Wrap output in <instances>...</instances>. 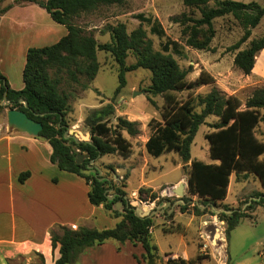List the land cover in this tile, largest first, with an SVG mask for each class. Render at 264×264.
I'll list each match as a JSON object with an SVG mask.
<instances>
[{"label":"trees","instance_id":"trees-1","mask_svg":"<svg viewBox=\"0 0 264 264\" xmlns=\"http://www.w3.org/2000/svg\"><path fill=\"white\" fill-rule=\"evenodd\" d=\"M1 1L0 20L14 6L36 4L45 9L56 24L66 27L67 34L51 46L28 50L23 72V90L11 89L0 70V112L20 110L42 123L43 130L39 137L51 145L52 163L61 171L77 175L87 182L91 205L103 206L111 217L121 218L115 227L104 230L88 227L73 230L60 225L53 228L52 248L60 246V258L55 264H76L85 250L108 241H116L121 245L127 242L134 246L141 245L144 253L141 259L135 256L138 262L157 264L160 259L159 248L151 239L154 218L138 217L131 205L123 213L114 209V205L127 196L124 189L128 174L122 178L121 186L114 185L104 176L84 174L91 161L104 156L118 155L123 159L132 156V144L124 133L131 138L140 136V124L116 115L114 101L127 85L126 74L139 69L149 70L152 74L147 92L154 97L164 98L160 121L151 119L148 123L151 135L145 144L146 151L156 158L175 152L184 162L191 163L186 167H189L188 194L198 199L194 210L200 213L212 208L222 209L218 216L226 223L227 239L241 220L252 219L248 210L232 208L223 202L227 198L233 174L236 175L237 182L247 181L251 175H255L264 189V136L260 138L257 135L259 126L264 123V87L256 88L244 107L239 98L223 94L216 87L204 96L198 95L196 98L189 97L186 101H180L174 93L216 82L205 70H202L195 81L187 80L193 68H181L173 56V53L182 54L181 44L167 40L161 44V50L157 51L142 26L129 33L124 23L108 26L111 41L101 44L93 34L74 23L75 19L102 7L123 6L127 0H16L4 8ZM180 1L185 7L200 13V18L186 13L173 18L182 27L185 45L197 51L213 50L211 43L216 35V19L231 15L239 23L243 35L230 47V51H238L234 58L235 67L244 75H250L257 55L264 49V36L252 40L246 49L240 48L249 41L252 30L264 17V6L255 1ZM138 18L150 25L152 35L165 37V31L157 19L143 15ZM99 51L109 53L117 64L119 84L114 99L111 103L92 109L85 118V125L91 134L88 142L66 139L65 135L71 126L69 116L74 113V108L70 102L71 93L63 90L62 85L69 82L81 86L83 91L88 90L101 67L98 61ZM130 54L135 56L136 62L129 65L127 59ZM5 94L9 102L7 106L2 105ZM150 102L155 105L153 100ZM197 107L201 108L200 112L196 111ZM210 116L217 117L218 121L211 125L213 131L207 133L205 138L209 142L211 159L218 163L192 159L191 154L195 137ZM81 155H87V158L79 164ZM109 170L114 171L111 166ZM28 175H21L20 181L23 182ZM150 192L153 193V202L158 200L156 203L159 205L161 201L158 194L143 187L139 190V194ZM110 196L114 199L109 200ZM254 198L256 199L248 209H254V205L264 206V192L257 193ZM183 200L182 210H187L192 199ZM202 259L201 256L188 261L170 258L167 264H198ZM228 261L231 262L230 257ZM36 264H45L42 255H39V263Z\"/></svg>","mask_w":264,"mask_h":264},{"label":"rangeland","instance_id":"rangeland-1","mask_svg":"<svg viewBox=\"0 0 264 264\" xmlns=\"http://www.w3.org/2000/svg\"><path fill=\"white\" fill-rule=\"evenodd\" d=\"M15 1L2 0L1 2H6L10 5ZM234 1H255L262 6L264 5V0ZM183 13L189 14L194 18H200V13L197 10L185 7L180 0H127L123 6L102 7L75 19L74 23L84 28L88 33L93 34L95 39L101 44L111 41L107 28L117 23L126 24L129 33L142 26L147 31L148 37L152 40L154 49L157 51L161 50V44L167 40L175 41L181 44L182 47V54L172 52L179 66L183 69L193 68L187 77L189 82L195 81L200 76L202 70L210 73L216 80L213 85H203L192 90L174 93L178 100L186 101L189 97L204 96L213 87H216L223 94L228 96L234 95L239 98L243 102L244 107L246 100L251 96L252 92L256 88L264 86H260L259 84L247 86L245 78L233 72L236 67L235 65L232 66L233 61L231 58L238 51H230V47L240 40L243 35V29L231 15L218 18L214 21L216 35L211 43L213 50L209 52L197 51L185 45L181 25L173 21V18H179ZM15 14L16 16L14 17L13 15L11 18L12 23L26 19L21 22L28 21L31 25L34 24L31 22L33 21L32 15L21 11L15 12ZM139 15L157 19L165 31V37L159 38L156 35H152L150 33V25L141 21L138 18ZM39 21L43 33L47 34L48 37L44 41V43H47L45 47L52 45L53 38L59 36L60 39L64 36V32H67L66 27L54 25L55 23L49 14L47 19L40 18ZM53 26H56L57 29ZM29 27L33 28L32 26ZM11 34L12 38L13 34H15L17 46L23 43L25 45L32 44L31 48H39L42 45L36 42L37 34L34 35L31 33V30L28 33V27L26 30L21 28L14 29L7 22L2 31L1 41L5 40L7 42ZM263 36L264 19L253 29L252 38L259 39ZM247 43L243 44L240 50L246 48ZM98 61L101 66L99 73L88 90L83 91L81 86L72 85L69 82L62 85L63 90L71 93L70 102L73 108L75 107L73 116H69L71 126L68 134L74 136L82 135L87 140L91 139V134L85 125V118L92 109L111 103L119 84L117 64L113 57L109 53L99 51ZM135 62V56L130 54L127 64L130 65ZM151 78V72L145 69L127 73V85L123 89L122 94L114 101L116 115L127 118L132 115L139 117L137 122L140 124L141 135L130 139L133 150L132 156L129 159H123L118 155L104 156L96 160L93 166H99L102 172L101 176L107 177L116 186H121L122 178L128 174V185L126 183L124 190L127 193L131 206L143 208L139 201L154 204L153 207L147 209L153 213L154 225L151 239L159 248L160 259L163 257L167 260L170 258L177 259L178 257L175 254H166L183 251V248L179 246L180 238L183 236L189 244L191 251H194L193 249L199 251L198 255L203 258L198 264H264V206L257 208V205H254V209L250 210L248 208L252 205V202L248 199L236 206L232 205L239 198L242 187L246 188L247 191L252 187L254 195L257 194V191L261 188V184L255 175L250 176L248 183L237 182L235 174L232 177L231 190L228 199L225 201V205L239 208L242 211L248 210L252 219L245 218L241 220L240 224L230 233L227 239L225 238L226 223L218 216L223 211L222 209L212 208L200 213L194 210V205L198 199L188 194L189 167H186L191 163L185 164L175 152L165 153L156 158L146 151L144 145L151 135L148 123L151 119L160 121L161 110L164 105V98L162 96L154 97L147 92L151 85ZM151 100L155 102V105L151 104ZM88 108L91 110L88 111ZM200 110V107L196 108L197 112H200ZM7 111L4 110L2 112L7 113ZM217 121V117L210 116L207 118L206 123L200 127L191 147L192 159L206 163L216 162L210 157L209 142L205 138V135L213 131L211 125ZM257 135L260 138L264 136V123L259 126ZM145 157L149 161V166H146ZM109 166L114 171L109 170ZM180 179H183V181L177 183ZM142 181H152L151 186H160L155 190L146 186L143 187L158 194L159 201H161L159 205L156 203L158 200L153 202V193L151 192L149 194H139L140 189L132 192L142 185ZM179 184H185L186 186L183 198L173 193V189ZM183 199H192V204L189 205L187 210H182ZM81 207H83L82 203ZM119 212L123 213V211ZM165 230H168V233H165ZM220 230L222 234L215 238L213 233L215 231L218 233ZM229 257L231 262L228 261ZM195 259L193 258L192 260ZM76 264L81 263L77 262ZM158 264L165 263L159 260Z\"/></svg>","mask_w":264,"mask_h":264},{"label":"crops","instance_id":"crops-1","mask_svg":"<svg viewBox=\"0 0 264 264\" xmlns=\"http://www.w3.org/2000/svg\"><path fill=\"white\" fill-rule=\"evenodd\" d=\"M8 5L6 2L1 4L3 8ZM19 11L32 15L33 21L31 22L34 24L31 25L28 21H25V24L22 23L26 19L12 23V16L15 17V12ZM40 18L47 19L48 13L36 4L14 7L1 17L0 70L11 89L15 91H21L25 86L23 72L26 66L27 52L32 44L25 45L22 43L17 46L15 34H13V38L11 34L7 42L5 40L1 41L2 31L7 22L14 29L26 30L28 27V33L31 30L34 35L37 34L36 42L42 44L39 45V48H43L47 44L44 41L48 37L42 31ZM54 25L57 26L58 24L55 23ZM29 26H32L34 30L32 31ZM56 26L53 27L56 28ZM66 34L67 32H64V36ZM252 37L253 30L247 47L255 39ZM60 39L59 36L53 38L51 44L57 43ZM235 55L231 58L233 61L232 66H234ZM233 72L245 78L247 86L255 84L264 86V49L257 55L250 75H244L237 68ZM90 110L88 108V111ZM138 118V116L132 115L128 119L137 122ZM124 134L127 139H131L126 133ZM52 153L53 149L46 140L10 129L7 113L0 112V264H36L39 263V255L44 257L45 264H55L60 258V246L56 249L52 248L51 230L53 228L60 225L73 230L79 227L104 230L115 227L121 220L120 218L111 217L103 206L95 207L91 205L88 198L90 187L87 182L77 175L61 171L56 164L52 163ZM145 161L146 166H149L146 157ZM26 173L29 174L28 177L21 182V175ZM249 180L250 177L243 182L248 183ZM182 181L183 179H180L177 183ZM151 183L152 181H142L143 186L141 185L132 192L138 191L144 186L154 190L160 187L151 186ZM230 188L231 181L225 201L230 194ZM253 192L252 187L248 191L242 187L239 198L232 205L236 206L246 201V199L253 202L255 196ZM261 192H264L262 185L257 193ZM225 201L223 204H225ZM81 203L83 207H81ZM179 246L183 248L182 252L175 251L166 255L175 254L178 258L187 261L199 256V251L195 249L191 251L183 236L180 238ZM143 253L144 249L141 245L134 246L129 242L121 245L116 241H108L103 245L85 250L78 262L81 264H145L143 261L138 262L135 259V256L141 259ZM159 260L165 264L168 261L164 257Z\"/></svg>","mask_w":264,"mask_h":264},{"label":"water","instance_id":"water-1","mask_svg":"<svg viewBox=\"0 0 264 264\" xmlns=\"http://www.w3.org/2000/svg\"><path fill=\"white\" fill-rule=\"evenodd\" d=\"M6 85V82H4ZM7 94H5V99L2 103V105L7 106L9 105V102L6 99ZM23 104L27 105L25 101H22ZM7 120H8V126L10 129L19 132V133H25L33 137H39L40 133L43 130V124L40 122H37L33 120L32 118L28 117V115L20 110L12 109L7 111ZM66 139L72 138L76 142H88L89 140L86 139V137H83L82 135L74 136L71 134H66L65 135ZM87 158V155H81L79 156L78 163H82L84 158ZM95 161H91L90 166H88L87 170L84 171V174L90 175V174H97V176H101L102 172L99 167L93 166ZM189 162H185L187 164ZM185 184H179L175 189H173V193L180 197L183 198L184 196V191H185ZM114 197H109V200H113ZM130 205V201L128 197L126 196L123 200L119 201L114 205V209L117 211H123L126 207ZM134 206V205H133ZM132 206V207H133ZM135 214L140 217V218H145L149 217L151 218L153 213L151 211H148L147 208H141V207H133ZM214 232V231H213ZM215 238L218 237L221 233L220 232H214L213 233Z\"/></svg>","mask_w":264,"mask_h":264},{"label":"built area","instance_id":"built-area-1","mask_svg":"<svg viewBox=\"0 0 264 264\" xmlns=\"http://www.w3.org/2000/svg\"><path fill=\"white\" fill-rule=\"evenodd\" d=\"M139 203L142 205V207L143 208H148V209H150L151 207H153V203H151V202H145V203H143V202H140L139 201ZM172 259V258H171Z\"/></svg>","mask_w":264,"mask_h":264}]
</instances>
